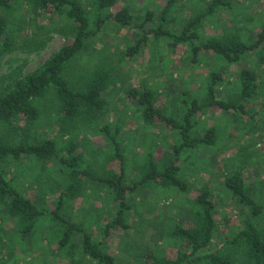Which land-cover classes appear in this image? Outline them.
Returning a JSON list of instances; mask_svg holds the SVG:
<instances>
[{
    "label": "rangeland",
    "instance_id": "rangeland-1",
    "mask_svg": "<svg viewBox=\"0 0 264 264\" xmlns=\"http://www.w3.org/2000/svg\"><path fill=\"white\" fill-rule=\"evenodd\" d=\"M209 1L178 0L165 27L180 31L191 16L206 9ZM229 1L231 8H222L206 18L201 32L203 40L221 36L226 28L237 24L239 28L248 26L244 29L245 40H250L259 31L258 24L264 21V0ZM82 2L92 10L94 0ZM166 3L167 0H120L106 12L127 7L136 21H141L148 10H153L154 18L147 21L142 30L110 20L67 71V80L79 90L84 88L85 78L93 70L111 71L113 81L105 93L108 110L102 119L79 121L76 126L63 123L59 103L51 93L40 102L42 116L30 131L32 139H54L63 149L68 143H76L77 152L83 154L87 166L104 174L107 169L117 168V162L110 160L113 158L112 146L100 128L105 125L111 129L119 128L118 139L126 155L125 182L130 184L142 172L149 155L159 167L175 159L174 147L180 140L174 129L161 123L144 122L139 107L129 94L132 89L147 87L154 90L157 106L177 119L186 105L181 99L188 102L194 98L203 100L211 72H222L224 79L218 96L225 100L235 98L240 85L238 74L242 69L258 73L259 91L246 105L252 118L216 108H207L195 116L196 134L216 127L220 136L213 147L201 146L185 151L180 176L188 182L186 192L154 184L136 189L129 195L132 205L127 214L129 227L111 229L107 238L103 237L105 225L115 217L118 209L107 187L86 180V188L80 197L66 198L61 213L84 225L95 240L103 241L106 250L114 255L116 264H145V257L157 246L166 255H175L180 242L171 234V227L192 224L191 216L197 209L194 199L203 187L212 191L216 202L217 229L209 249L219 248L233 231L238 230L239 220L246 215L245 208L237 205L224 185V178L229 174L241 173L248 192L264 201V67L255 51L236 64H227L205 54L195 64L187 46L153 36H148L138 51L129 55V50L139 39L159 25ZM251 17L254 21H245ZM24 22L30 25L24 24V29H20L18 46L0 59V90L38 68L70 42L69 23L64 16L47 13L30 19L20 12L18 21L13 23L20 26ZM21 134L0 126V137L6 142H17ZM2 167L20 190L40 206L54 209L58 205L64 192L65 176L57 159L45 170L28 157ZM19 224L14 215L0 210V264H101L81 252H62L57 242L60 232L47 219H42L35 230L27 234L19 230Z\"/></svg>",
    "mask_w": 264,
    "mask_h": 264
},
{
    "label": "trees",
    "instance_id": "trees-1",
    "mask_svg": "<svg viewBox=\"0 0 264 264\" xmlns=\"http://www.w3.org/2000/svg\"><path fill=\"white\" fill-rule=\"evenodd\" d=\"M119 1L94 0L91 10L82 0H0V59L16 49L20 29H24V24H29L24 22L17 26L13 23L18 21L20 12H24L25 17L30 19L47 13L64 16L69 23L70 34V42L38 68L16 78L0 90V126L22 132L17 142H6L0 137V210L14 215L20 222L19 230L24 234L33 232L42 219H47L60 232L57 242L62 252H81L101 264H116L114 255L106 250L103 241L95 240L84 225L69 220L61 213L66 198L75 200L80 197L86 188V180L107 187L118 209L115 217L105 225L103 237L107 238L111 229H127V214L132 207L129 203L131 192L152 184L186 192L189 189L188 182L180 176L184 169L181 161L185 151L217 144L220 133L216 127L196 134L195 116L207 108H216L234 112L238 116L251 117L246 105L257 96L260 87L258 73L244 68L238 74L240 85L235 98L221 99L218 89L224 77L221 71H213L209 74L203 100L194 98L188 102L181 99V102L186 101V105L181 117L177 119L166 115L157 106V93L154 90L147 87L132 89L129 94L139 107L144 122L161 123L174 129L180 140L174 147L175 159L159 167L149 155L142 172L130 184L125 182L126 155L118 139L120 129L117 127L111 129L109 125H105L100 128V132L112 146L113 158L110 160L117 162V168L107 169L104 174L87 166L83 154L77 152L76 143H68L63 149L54 139H32L30 131L42 116L40 102L51 93L59 103L61 119L65 124L76 126L79 121L96 122L105 116L108 110L105 93L113 81L111 71L104 68L93 70L85 78L84 88L80 90L70 84L66 73L75 58L103 31L110 20L125 26L134 25L142 30L146 22L154 18L153 10H148L141 21H136L127 7L106 12ZM177 1L167 0L159 25L144 34L137 45L129 50V55H134L147 37L153 36L158 40L164 38L171 43L187 46L195 64L200 62L203 54L214 56L227 64H236L248 53L255 51L260 65L264 67V21L259 22V31L250 40L244 39V29H248V26L239 28L238 24L230 29L226 28L221 36L203 40L201 32L206 18L214 16L222 8H231L230 1L210 0L206 9L191 16L180 31H173L165 25ZM245 21H254V17L246 18ZM23 157L32 158L43 170L52 161H59L60 171L65 176L64 186L60 184L64 192L54 209H45L25 195L16 181L3 169L2 166L9 165L11 161L20 162ZM224 185L237 205L246 210L244 219L239 220L238 230L233 231L231 237L219 248L209 249L217 229L216 202L212 191L203 187L194 199L197 209L191 216L192 224H175L171 227V234L180 242L176 254L168 256L157 246L155 251L145 257V264H264V201L248 192L241 173L226 176Z\"/></svg>",
    "mask_w": 264,
    "mask_h": 264
}]
</instances>
